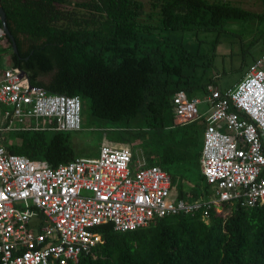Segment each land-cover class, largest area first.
Segmentation results:
<instances>
[{
    "label": "trees",
    "instance_id": "trees-1",
    "mask_svg": "<svg viewBox=\"0 0 264 264\" xmlns=\"http://www.w3.org/2000/svg\"><path fill=\"white\" fill-rule=\"evenodd\" d=\"M148 2L149 12L142 0H0L17 49L9 41L0 54L9 50V66L30 84L78 96L81 111L116 132L134 158L133 142H145L149 164L171 175L174 198L192 203L208 193L200 148L205 119L176 123L172 98L178 90L208 92L207 83L190 74L192 54L182 43L152 30H222L228 21L262 16L231 0ZM69 132L12 130L4 144L56 166L76 157ZM208 213L199 207L127 231L99 225L101 241L74 264H264V202L226 201Z\"/></svg>",
    "mask_w": 264,
    "mask_h": 264
},
{
    "label": "built area",
    "instance_id": "built-area-1",
    "mask_svg": "<svg viewBox=\"0 0 264 264\" xmlns=\"http://www.w3.org/2000/svg\"><path fill=\"white\" fill-rule=\"evenodd\" d=\"M7 44L0 21V45ZM20 71L8 66L0 73V264H74L101 241L99 225L127 231L199 207L208 218L226 201L264 202V53L234 86H210L204 101L184 90L173 95L176 123L205 119L202 173L217 198L192 203L172 198L171 175L129 148L103 145L96 157L56 166L8 152V131L81 130L78 96L48 92ZM202 102L208 107L200 112ZM42 117L51 124L39 125Z\"/></svg>",
    "mask_w": 264,
    "mask_h": 264
},
{
    "label": "rangeland",
    "instance_id": "rangeland-1",
    "mask_svg": "<svg viewBox=\"0 0 264 264\" xmlns=\"http://www.w3.org/2000/svg\"><path fill=\"white\" fill-rule=\"evenodd\" d=\"M144 11L149 12L148 0H142ZM232 3L260 14L262 17L247 21H228L222 30L190 31L167 30L153 28L152 35L158 39H170L174 44L182 43L192 54L190 74L195 79L206 84V88L217 86L225 89L237 84L244 76L248 65L264 53V0H231ZM144 18L146 15L144 14ZM255 39V41H253ZM9 50L0 54V72L9 61ZM207 91L202 87L195 88L189 96L197 97L204 101ZM207 104L199 105L200 112L207 109ZM35 121H33V124ZM37 123L48 126L51 122L47 118H38ZM4 136L7 135L5 132ZM70 143L76 154L81 157L98 156L101 146L108 145L118 148H127L118 139L116 132H110L101 127L99 122L92 119L86 112L81 111V130L69 132ZM201 136V146H202ZM4 143L12 141L10 135L4 138ZM136 158L144 161L145 142L135 140ZM200 146V148H201ZM156 160V156L154 157ZM147 161V160H146ZM149 164V161H147ZM156 163V162H154ZM153 163V164H154ZM205 185V182H200ZM207 200L214 201L215 186L209 184L207 188ZM171 197L174 195L171 193Z\"/></svg>",
    "mask_w": 264,
    "mask_h": 264
},
{
    "label": "water",
    "instance_id": "water-1",
    "mask_svg": "<svg viewBox=\"0 0 264 264\" xmlns=\"http://www.w3.org/2000/svg\"><path fill=\"white\" fill-rule=\"evenodd\" d=\"M0 21H1L2 27L6 33L8 40L12 43L13 52H16L17 51L16 45H15V42H14V39H13L11 33L9 32V30L7 28L6 20H5V12H4V9L1 6V4H0ZM24 74H25V72L21 70L20 71V77H22Z\"/></svg>",
    "mask_w": 264,
    "mask_h": 264
},
{
    "label": "crops",
    "instance_id": "crops-1",
    "mask_svg": "<svg viewBox=\"0 0 264 264\" xmlns=\"http://www.w3.org/2000/svg\"><path fill=\"white\" fill-rule=\"evenodd\" d=\"M10 58V57H9ZM10 65V61H8V63H6V67H8ZM1 73V72H0Z\"/></svg>",
    "mask_w": 264,
    "mask_h": 264
}]
</instances>
